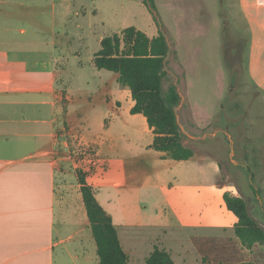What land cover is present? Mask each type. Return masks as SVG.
<instances>
[{
	"label": "rangeland",
	"instance_id": "obj_1",
	"mask_svg": "<svg viewBox=\"0 0 264 264\" xmlns=\"http://www.w3.org/2000/svg\"><path fill=\"white\" fill-rule=\"evenodd\" d=\"M35 4L37 13L45 8L46 23L51 20L53 27L59 26L57 41L67 52L61 61L64 71L60 70L74 96L69 108L77 132L91 140H99L107 130L113 134L110 147L105 144L96 161L92 180L102 185L116 179L119 185L102 188V194H119L121 200H129L130 191L139 192L141 209H111L120 233L129 232L133 237L130 241L137 255L158 245L156 239H160L171 244L174 251L189 250V264H202L200 248L192 240L205 234L218 244L213 249L223 253L233 245L227 264H264V244L247 248L229 240L234 233L228 231L126 226L129 222L171 221L170 201L177 191L169 192L168 185L193 177L195 185L205 188L193 191L189 197L198 199L205 193L214 206L216 192L226 188L246 199L250 213L264 227V93L250 75L252 47L264 46V6L252 0H156L153 13L144 0H36ZM149 16L170 41L164 87L175 84L183 99L178 113L181 123L194 136L185 134V143L195 152L189 161L161 158V153L149 147L153 136L144 121L130 112L131 101L125 98L121 105L115 101L116 89L120 88L118 74L99 70L93 63L102 36L128 26L148 28L145 25L151 24ZM42 17L37 14L36 21L42 22ZM103 21H107L106 25ZM100 80L115 90L110 94V104L102 102L96 91L95 84ZM79 154L73 152L70 158L76 167L80 165ZM86 158L84 164H89L93 154L88 152ZM138 174L166 177L167 186L149 184L130 189L123 184L124 175ZM89 231L96 244L91 228ZM88 247L93 250L91 243ZM220 257L214 253L205 263L220 264Z\"/></svg>",
	"mask_w": 264,
	"mask_h": 264
},
{
	"label": "crops",
	"instance_id": "obj_2",
	"mask_svg": "<svg viewBox=\"0 0 264 264\" xmlns=\"http://www.w3.org/2000/svg\"><path fill=\"white\" fill-rule=\"evenodd\" d=\"M35 3L36 0H0V264H100L97 243H93L90 237L91 224L77 167L70 160V143L94 147L95 157L98 159L103 146L106 144L110 147L113 134L107 133V130L99 140H91L87 135L77 132L74 121L70 118L69 108L74 96L65 82L64 72L60 70L64 71L61 61L67 52L61 46L62 42L57 41L59 26L57 24L53 27L51 20L46 23L45 8H42L43 12L37 13ZM252 3L264 6V0H252ZM104 4L108 2L104 1ZM95 10L98 11V8ZM37 14L43 16L42 22L39 19L36 21ZM148 18L151 21V17ZM106 23L107 21L102 22L103 25ZM77 25L80 28L79 23ZM145 26L148 28L143 25L142 29L137 28L150 37L159 34V26L153 21ZM104 37L100 38V43ZM167 41L170 44L168 37ZM250 75L254 85L264 93V46L252 47ZM95 86L100 100L110 104V94H114L115 90L110 89L105 80L98 81ZM119 86L115 101L121 105L125 98L130 100L131 112L135 104L131 91L121 84ZM182 101L181 97L176 112L185 143L186 133L194 136L181 123L178 108ZM135 115L148 126L154 140L155 134L146 117L140 113ZM193 116L194 112L191 117ZM158 152L161 153V158L167 157L164 152ZM191 178L193 177H186L184 183L178 181L176 185H168L169 192L177 191L170 201L173 209L171 221L129 222L126 226L155 227L159 230L190 228L220 230L224 233L228 231L230 234L234 233V237L228 239L239 243L234 230L238 218L227 208L223 198L228 189L221 188L216 192L213 206L205 193L199 194L198 199L189 197L193 191L205 188L195 185ZM110 180L101 185L95 183L92 177L89 178L90 184L96 189L97 199L113 217L122 246L129 256L128 264H146L147 257L157 244L145 251V254L137 255L138 252L134 251V244L130 241L133 237L129 232L120 233L111 210L141 209L139 192L131 194L130 191L129 200H121L119 194L104 195L102 188L119 185L116 179ZM166 181V177L157 174L151 177L138 174L124 175L123 184L133 189L149 184L154 187L167 186ZM195 237L205 239L203 242H210L205 234ZM124 239H127L126 247ZM156 240L159 247L171 253L174 264L192 262L189 250L174 251L171 244ZM179 242L180 246H184L182 241ZM192 242L196 245L194 240ZM90 243L93 250L88 247ZM221 245L222 243L219 244ZM230 248L225 253L219 249L218 254L222 256L220 264H227L233 245L230 244ZM199 254L202 264H206L201 252Z\"/></svg>",
	"mask_w": 264,
	"mask_h": 264
},
{
	"label": "trees",
	"instance_id": "obj_3",
	"mask_svg": "<svg viewBox=\"0 0 264 264\" xmlns=\"http://www.w3.org/2000/svg\"><path fill=\"white\" fill-rule=\"evenodd\" d=\"M144 2L153 13H156L155 0ZM169 54L170 46L161 29L157 36L150 37L137 27L128 26L121 32L105 36L101 40V48L94 55L93 63L99 70L117 73L118 82L130 89L135 101L131 113L143 114L155 134L150 147L164 152L172 159L189 160L195 152L184 143V134L176 112L181 95L175 84L169 85L167 89L164 87ZM79 148L75 143H70L71 152L80 153L77 159L80 163L77 174L97 243L100 264H128L129 256L122 246L113 217L99 202L96 189L89 181L96 167V151L92 146L81 145ZM88 152L93 154L94 160L84 164ZM223 198L227 208L238 218L234 230L240 243L247 248L259 243L264 244V227L250 213L246 199L229 191L224 193ZM203 240L205 239L195 237L194 243L200 248L204 262H209L210 255L219 253L218 248L213 249L218 244L209 239L210 242ZM146 264H174V259L168 250L156 245L147 257Z\"/></svg>",
	"mask_w": 264,
	"mask_h": 264
},
{
	"label": "flooded vegetation",
	"instance_id": "obj_4",
	"mask_svg": "<svg viewBox=\"0 0 264 264\" xmlns=\"http://www.w3.org/2000/svg\"><path fill=\"white\" fill-rule=\"evenodd\" d=\"M220 3H221V2H220ZM249 44H250V39H249V42H248V46H249ZM248 46H247V47H248ZM235 77H236V76H235Z\"/></svg>",
	"mask_w": 264,
	"mask_h": 264
}]
</instances>
